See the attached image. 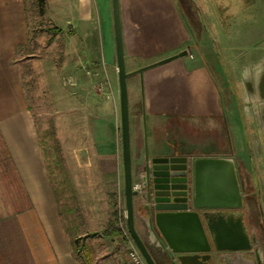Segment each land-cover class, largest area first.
<instances>
[{
  "label": "crops",
  "instance_id": "obj_1",
  "mask_svg": "<svg viewBox=\"0 0 264 264\" xmlns=\"http://www.w3.org/2000/svg\"><path fill=\"white\" fill-rule=\"evenodd\" d=\"M96 1L97 9L93 0H66L69 27L62 33L70 36V47L74 45L73 36L80 37L78 49L86 53L87 67L111 65L112 59L116 62V54L115 57L112 54L114 26L109 25L113 17L112 0L111 12L110 1L100 0L108 21L106 35L98 27L101 10L99 0ZM119 1L125 59L134 66L133 70L187 51L185 55L150 66L141 75L138 73L142 86L139 84L136 91L129 93L134 183L140 184L137 173L146 153L150 157H232L244 198L240 210L244 212L254 242L264 243V156L246 155L248 147L264 149V124L259 125L256 113L248 112L247 106L243 110L238 101L244 99V69L236 70L241 72L242 80L236 78L233 83L227 74L229 79L224 82L221 75L225 71L230 74V64H223L226 59L220 53L221 59L215 67L199 45L203 31L207 36L218 35L219 38L213 39L217 45L224 43L227 50L240 51L235 56L239 61L249 50L264 51V0L245 1V6L258 4L259 13L253 22H248L249 15L243 11L230 14L226 22L224 18L218 21V13L211 4V9L204 14L198 15L196 7L197 22L195 14L183 13L178 8L180 0ZM30 2L0 0V264H82L74 252V239L80 238L83 242L81 238H102L112 245L116 238H121L114 230L118 226L121 199H125L120 99L117 104L115 98L111 101L109 96H102L93 108L87 107L89 115L97 114L89 122L95 172L89 177L81 172L85 150L74 149V156H66V192L69 189L70 197L80 203L77 205L81 221L77 222L69 214L79 208L67 203V193L65 202L60 203L62 198L58 200L60 175L50 172L40 130L28 101L24 61L32 43ZM205 2L211 3V0ZM202 3L203 0H198V4ZM105 38L110 49L109 61L105 57ZM83 73L91 76L87 71ZM232 86L235 91L231 90ZM133 99L138 107L135 121ZM74 163L78 165H71ZM74 168L77 179L72 175ZM79 188L82 189L80 198ZM62 205L65 217L61 213ZM135 226L156 262L164 264L158 242L138 210ZM86 246L94 252L91 244ZM214 262H217L216 256Z\"/></svg>",
  "mask_w": 264,
  "mask_h": 264
},
{
  "label": "rangeland",
  "instance_id": "obj_2",
  "mask_svg": "<svg viewBox=\"0 0 264 264\" xmlns=\"http://www.w3.org/2000/svg\"><path fill=\"white\" fill-rule=\"evenodd\" d=\"M109 1L111 12V0ZM180 1L181 2H178V8L183 11V13L191 12L192 16L195 14V21L197 20V22L198 16H196L195 12L197 9L196 7H198L199 10L198 15L199 13L204 14L211 8L214 9L215 12L218 13V21L220 18H224L225 22L228 21L230 14L239 13V11L249 15L247 18L248 22H253L255 21V16L259 13L257 10L258 4L245 6L246 0H211V3H206L205 0H203L204 3L201 5L198 4V0L190 1L191 5L186 2V0ZM93 2L94 8L97 9V1L93 0ZM66 4V0H47L44 14L41 13L37 0H31L28 4V14L30 16L31 27L30 37L32 43H30V46L25 52L24 62L27 65L24 69V79L28 92V101L34 111L42 142H45L44 144L48 146L47 151L54 153L60 160L59 167L65 169L66 156H69V158L74 156V149H77L79 152L85 150L86 160L84 158V166L81 168V172L89 177L91 172H95L96 170L93 168V164L95 163L93 154V136L90 127L91 123L89 122L90 117H95L97 114L91 113L89 115L87 107L91 105L92 107L90 108H93V106L96 105L95 102H97L98 98H102V96H109L111 101H114L115 98V101L118 104L119 81L117 63L112 59L113 62L111 65L101 63L99 67H87L86 60L88 58L85 55L86 53H83L78 49V46L80 45V37L78 35L73 36L72 43L74 45L70 47V36L66 37L64 33L53 34V32L50 31V28L54 27H61L64 30H67L69 27L66 23ZM98 5L101 10V17H98V27L100 32L103 30L106 35L108 29V21L105 13L106 10L100 0ZM241 5L242 8H240ZM199 18L203 27L206 28L201 15ZM109 25L113 26V17L112 23L110 19ZM76 28L79 29V25ZM202 30L203 28H201V31ZM215 37L219 38V36L215 34L207 36L202 31V35L199 38V45L205 49H203V55L206 56L210 63L214 64L215 67L216 62L221 58L226 59L223 64H230L232 69L230 74L228 71V73L225 71L224 75H221L224 77V82H226V79H229L228 75L232 78L233 83L236 82V78L239 81L242 80L241 72L237 73L236 70L238 68L243 69L247 60L252 61L263 51H257L255 49L249 50L247 53H243V60L239 61L240 59H235V56L240 53V51H229L224 47V43L217 45V43L213 41ZM106 41L105 38V57L106 60L109 61L110 49ZM220 49L222 52H220ZM220 53L222 54L221 58L219 57L221 55ZM28 54H31V57H29ZM112 54L113 57H115V45L112 46ZM233 61L238 67H236ZM126 67L127 71H132L134 69V66H130L129 62H126ZM86 71L87 73H90V77L84 76L83 72ZM137 74L138 73H133L127 78L130 94L137 90L136 87H139V84L142 86V77H139V74ZM234 87L235 86L231 87L232 91H235ZM131 108L135 121V114L138 108L135 104V99L132 101ZM104 119H107L106 121L108 124V115H106ZM49 163L55 172L58 173V166L55 161L53 160ZM71 165L77 166L78 164L74 163ZM71 165L70 168L72 167ZM71 171L74 179L78 177L76 168H74V170L71 169ZM81 188L83 189L82 186ZM81 188L78 189L79 198L82 193ZM68 190L66 192L68 197H66L67 203L70 206H78L79 208L73 214L69 215L75 216V220L80 222L81 220L78 218V213L81 210L80 206L77 205L80 203L70 197L71 194ZM63 202H65L64 198H62V202L60 203ZM119 208L122 210L126 209L124 198L121 199ZM61 213L63 217L66 216V210L63 205L61 206ZM68 221L71 223L70 220ZM81 239L86 245L89 243L93 247L94 252H91V254H88L87 256L90 258L88 264H128V243L126 244L123 242V238H116L112 245L110 242L105 243L102 238ZM156 252L158 253V251ZM158 255L160 256L159 253Z\"/></svg>",
  "mask_w": 264,
  "mask_h": 264
},
{
  "label": "water",
  "instance_id": "obj_3",
  "mask_svg": "<svg viewBox=\"0 0 264 264\" xmlns=\"http://www.w3.org/2000/svg\"><path fill=\"white\" fill-rule=\"evenodd\" d=\"M119 81L121 132L128 231L148 264H158L135 226L136 212L165 250L179 264H209L213 252L226 264H256L251 235L240 210L244 205L234 158L145 154L133 188L130 107L127 78L187 54L179 52L150 65L127 71L120 1L112 0ZM264 90V87H263ZM138 207V209H137ZM167 245V246H166Z\"/></svg>",
  "mask_w": 264,
  "mask_h": 264
},
{
  "label": "flooded vegetation",
  "instance_id": "obj_4",
  "mask_svg": "<svg viewBox=\"0 0 264 264\" xmlns=\"http://www.w3.org/2000/svg\"><path fill=\"white\" fill-rule=\"evenodd\" d=\"M264 52V51H263ZM260 53V55L256 58H254L252 61H246L245 68V75L243 77V84H244V91H243V98H240L239 103L242 105L243 110L247 106L248 112L256 113L258 118V124L262 125L264 124V53ZM255 78L254 83L252 81V77ZM256 87V91H255ZM254 98V100H252ZM253 101H255V107L253 106ZM255 108V109H254ZM255 122V121H254ZM256 124V123H255ZM250 137V136H249ZM246 155L248 157H252L254 155H261L264 156V149H257L252 150L251 147H248L246 151ZM160 241H163V238L159 239ZM159 240H157L159 247V250L164 255V264H179L176 255L168 248V251L163 248L162 245L159 244ZM264 243H253V252H247V257L252 258L256 264H264V249H263ZM215 256L217 259V262L215 261ZM209 264H225L224 261L220 258H218V253L213 252L212 257L209 260Z\"/></svg>",
  "mask_w": 264,
  "mask_h": 264
},
{
  "label": "trees",
  "instance_id": "obj_5",
  "mask_svg": "<svg viewBox=\"0 0 264 264\" xmlns=\"http://www.w3.org/2000/svg\"><path fill=\"white\" fill-rule=\"evenodd\" d=\"M45 5H46V0H38V6L42 14H44L45 12ZM50 31L53 32V34H60L63 32V28L54 27V28H50ZM44 143L45 142H42L41 139L42 149L44 150V154L46 156L49 166H50L49 162L53 160L58 166V173L57 172L56 173L60 175L57 182V192H58V200H59L65 197V192H66V181L64 178L65 169L59 167L60 166L59 158L54 153H50L49 151H47L48 146ZM50 172H52L53 174L55 173V170L51 166H50ZM114 230L118 235H121L118 226L114 227ZM73 246H74V252L78 257V259L82 262V264H88L90 258H88L87 256L88 254H91L92 248H88V246H86L84 242H81L80 238H76L73 240Z\"/></svg>",
  "mask_w": 264,
  "mask_h": 264
},
{
  "label": "built area",
  "instance_id": "obj_6",
  "mask_svg": "<svg viewBox=\"0 0 264 264\" xmlns=\"http://www.w3.org/2000/svg\"><path fill=\"white\" fill-rule=\"evenodd\" d=\"M139 187L140 184L138 183L133 184L134 189H138ZM118 228L120 229L121 232L120 237L123 238V242H125L126 244L128 243L127 245L128 264H148L128 231L127 223H126V209L118 210Z\"/></svg>",
  "mask_w": 264,
  "mask_h": 264
}]
</instances>
